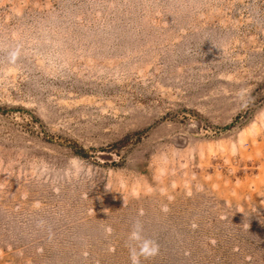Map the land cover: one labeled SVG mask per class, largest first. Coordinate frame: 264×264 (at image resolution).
Listing matches in <instances>:
<instances>
[{"label":"rangeland","instance_id":"374dc122","mask_svg":"<svg viewBox=\"0 0 264 264\" xmlns=\"http://www.w3.org/2000/svg\"><path fill=\"white\" fill-rule=\"evenodd\" d=\"M136 220L264 264V0H0V264H131Z\"/></svg>","mask_w":264,"mask_h":264},{"label":"clouds","instance_id":"9594fccd","mask_svg":"<svg viewBox=\"0 0 264 264\" xmlns=\"http://www.w3.org/2000/svg\"><path fill=\"white\" fill-rule=\"evenodd\" d=\"M19 55V49L9 52V58L15 62ZM46 222L40 220L37 227L43 228ZM126 246L129 250V259L131 264H141L142 258L148 260L159 254L160 247L155 239L144 235V227L140 220H136L133 224L131 232L128 234Z\"/></svg>","mask_w":264,"mask_h":264}]
</instances>
